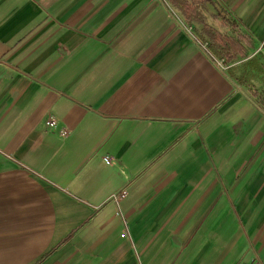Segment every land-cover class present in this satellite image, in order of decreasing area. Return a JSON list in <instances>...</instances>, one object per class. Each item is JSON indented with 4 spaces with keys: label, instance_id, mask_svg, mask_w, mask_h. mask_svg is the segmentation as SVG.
<instances>
[{
    "label": "crops",
    "instance_id": "obj_1",
    "mask_svg": "<svg viewBox=\"0 0 264 264\" xmlns=\"http://www.w3.org/2000/svg\"><path fill=\"white\" fill-rule=\"evenodd\" d=\"M197 8L248 54L264 37V0ZM202 26L169 0H0V264H264V105Z\"/></svg>",
    "mask_w": 264,
    "mask_h": 264
},
{
    "label": "trees",
    "instance_id": "obj_2",
    "mask_svg": "<svg viewBox=\"0 0 264 264\" xmlns=\"http://www.w3.org/2000/svg\"><path fill=\"white\" fill-rule=\"evenodd\" d=\"M172 5H175L181 10V13L187 20H195L203 24L200 37L203 41L206 40L212 52L219 58H222L223 63H228L238 56L245 57L248 54L245 47L252 45L250 38L244 35L237 34L236 38L226 36L217 32L209 24L203 23L198 14V4L203 2H211V0H169ZM224 21V20H223ZM235 25L233 26V28Z\"/></svg>",
    "mask_w": 264,
    "mask_h": 264
},
{
    "label": "rangeland",
    "instance_id": "obj_3",
    "mask_svg": "<svg viewBox=\"0 0 264 264\" xmlns=\"http://www.w3.org/2000/svg\"><path fill=\"white\" fill-rule=\"evenodd\" d=\"M245 57L238 56L235 59L236 70H233H235L237 75L241 76L247 87L257 92L256 95H259L264 105V60H262L263 58L260 55L250 59H244Z\"/></svg>",
    "mask_w": 264,
    "mask_h": 264
},
{
    "label": "built area",
    "instance_id": "obj_4",
    "mask_svg": "<svg viewBox=\"0 0 264 264\" xmlns=\"http://www.w3.org/2000/svg\"><path fill=\"white\" fill-rule=\"evenodd\" d=\"M202 47L206 50H208V45H207V42H204L202 44ZM256 55H261L262 57H264V37L262 38V40L260 41V43L258 44V46L254 49H252L248 55H246L245 59H250ZM222 60L220 59V62L221 63ZM46 126L49 127V128H55L56 127V121L52 118V117H49L47 120H46ZM59 131L64 134L66 133L65 129L63 128H59ZM105 161L107 163L110 162V159L105 156L104 157ZM127 193V189L123 188L121 191H119V193L117 195L114 196L115 199H118L119 196H122V195H125ZM138 264H141V263H138ZM250 264H261V262L259 260H256L253 259Z\"/></svg>",
    "mask_w": 264,
    "mask_h": 264
}]
</instances>
